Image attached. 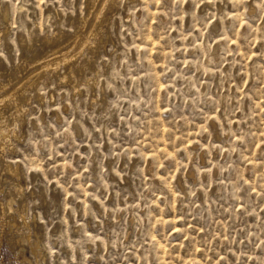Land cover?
I'll return each mask as SVG.
<instances>
[{"label":"rangeland","instance_id":"374dc122","mask_svg":"<svg viewBox=\"0 0 264 264\" xmlns=\"http://www.w3.org/2000/svg\"><path fill=\"white\" fill-rule=\"evenodd\" d=\"M91 2L0 0V264H264V0Z\"/></svg>","mask_w":264,"mask_h":264},{"label":"bare ground","instance_id":"6f19581e","mask_svg":"<svg viewBox=\"0 0 264 264\" xmlns=\"http://www.w3.org/2000/svg\"><path fill=\"white\" fill-rule=\"evenodd\" d=\"M100 1V0H99ZM114 0H103L102 1V3L100 4V2H97L96 0H92V6L94 7V8H92V7H90V8H92V9H95V7H97L98 8V10H97V13L96 14H94L95 15V18H94V22H92L93 23V26H91V27H93V29H95L98 25H101L102 24V22L104 21V19H105V16H104V12H105V9L113 2ZM90 4V3H89ZM250 8H252V6L250 7ZM91 9V10H92ZM89 10V9H88ZM95 11H96V9H95ZM253 10H251L250 12H252ZM6 12V11H5ZM89 12V11H88ZM91 13H93V12H91ZM10 15V14H9ZM88 15H89V13H88ZM87 15V16H88ZM4 18L6 19V20H8V13H5L4 14ZM3 18V19H4ZM93 18V17H92ZM85 22V21H84ZM87 22V21H86ZM84 24V23H83ZM82 24V25H83ZM84 25H86V24H84ZM104 25V24H103ZM90 27V28H91ZM215 27V26H214ZM100 28V27H99ZM102 28H103V26H102ZM101 30V29H100ZM96 31H98L97 29H96ZM1 32V31H0ZM101 32H103V31H101ZM88 35V34H87ZM99 36V34H98V32L96 33L94 30H92L91 29V32H90V34H89V40H90V37H93V38H97ZM102 36V35H101ZM87 37V36H86ZM100 37V36H99ZM79 38H77L76 40H78ZM82 39V42H80V43H78L77 42V46L76 47H78L79 48V52H78V55L82 52V51H86L85 49H86V47H92V46H88L89 45V43L91 42L92 43V41H90L89 42V40H86V41H83V38H81ZM88 39V38H87ZM95 39H93V40H95ZM99 39V38H98ZM73 42V41H72ZM96 42V41H95ZM94 42V43H95ZM99 42V41H98ZM59 43H60V41H59ZM93 43V44H94ZM100 43V42H99ZM69 44H71V42L69 43ZM91 45V44H90ZM97 45V43L94 45V46H96ZM58 47V46H57ZM65 48V47H64ZM67 48H68V46H67ZM72 48V47H71ZM78 48H74V46H73V49L72 50H70V51H64L63 49L62 50H59L58 48H55L54 50H53V48H52V53H51V55L48 53V55H49V57H48V55H47V59H48V61H44L43 62V60H42V64H40L39 66L38 65H35V66H38V67H36L30 74H29V77H28V79H27V82H30L29 83V85L30 84H32L31 83V81L34 79L35 80V78H37V77H39L40 78V76H41V74L45 71V70H47V69H51V67H54V70H58V68L60 69L61 67H62V65H66L67 67V70L66 71H68L69 70V73L66 75V76H64L63 77V79L64 80H66L69 76H71L72 78H74L75 76H76V74H77V72L79 73L80 72V70L81 69H77V70H75L74 71V69L77 67V64H75V61H74V63H73V58L75 57V56H71V54H73V53H75L76 51H77V49ZM51 51V50H50ZM90 51V50H89ZM48 52V51H47ZM75 54H77V53H75ZM74 54V55H75ZM44 56V55H43ZM71 56V57H70ZM42 58V57H41ZM45 58V57H44ZM43 58V59H44ZM50 58V59H49ZM36 59V58H35ZM34 59V60H35ZM37 59H38V57H37ZM40 60V59H39ZM41 62V61H40ZM77 62V61H76ZM38 63V62H37ZM30 64H32V63H30ZM79 64V63H78ZM33 65V64H32ZM31 65V66H32ZM61 66V67H60ZM33 67V66H32ZM79 68H80V66H78ZM200 67V66H199ZM34 68V67H33ZM201 68V67H200ZM32 69V68H31ZM53 69V68H52ZM62 69V68H61ZM85 69V68H84ZM65 70V69H64ZM63 70V71H64ZM48 71V70H47ZM83 71V70H82ZM46 72V71H45ZM57 72V71H56ZM65 72V71H64ZM49 73H50V71H49ZM81 73V72H80ZM79 73V74H80ZM44 74V73H43ZM46 74V73H45ZM33 76V77H32ZM44 76V75H43ZM76 78V77H75ZM38 80V79H37ZM26 82V81H25ZM32 82H34V81H32ZM36 82V81H35ZM23 84V83H22ZM38 84V83H37ZM29 85H28V87H29ZM33 85V84H32ZM35 85V84H34ZM22 86L23 85H20V87L22 88ZM25 86H27V85H25ZM31 86V85H30ZM36 86V85H35ZM34 86V87H35ZM18 87V86H17ZM16 87V88H17ZM37 87V86H36ZM0 88H1V86H0ZM4 88V87H3ZM2 88V89H3ZM27 88V87H26ZM20 88H18V90H19ZM33 89H35V88H33ZM75 89V88H74ZM22 90V89H21ZM25 89L23 88V91H24ZM76 91H77V89H75ZM14 91H15V89H14ZM36 91V90H35ZM34 91V92H35ZM8 92V91H7ZM12 92V91H11ZM20 92H22V91H19V93ZM15 93V92H14ZM4 94V93H3ZM2 94V95H3ZM12 94V93H11ZM17 94V93H16ZM26 94V93H25ZM38 94V93H37ZM36 94V95H37ZM1 95V94H0ZM5 95V94H4ZM7 95V94H6ZM8 95H10V94H8ZM14 95V94H13ZM15 96H17V95H15ZM18 96H21V94L20 95H18ZM38 96V95H37ZM10 97V96H9ZM9 97H6V98H4L3 97V99H1L0 100V107H2L3 108V106H5L6 104H7V98H9ZM12 97V96H11ZM14 97V96H13ZM17 98V97H16ZM19 98V97H18ZM23 98V97H22ZM24 98H25V96H24ZM28 98V97H27ZM9 100H11V99H9ZM12 100H13V98H12ZM30 100V99H29ZM18 101V100H17ZM21 101H22V99H21ZM26 101V100H25ZM10 103H11V101H9ZM27 102V101H26ZM10 103H8V105H6V106H9L10 105ZM14 103V102H13ZM15 103H16V101H15ZM11 105H12V103H11ZM22 105H23V102H22ZM17 106V105H16ZM21 106V105H20ZM18 107V106H17ZM22 107V106H21ZM2 108H0V109H2ZM19 108V107H18ZM17 108V109H18ZM16 109V110H17ZM23 109V108H22ZM15 110V111H16ZM20 113V112H19ZM19 113H18V115H19ZM21 113H23L22 111H21ZM22 118V117H21ZM22 121V120H21ZM13 139H18V135L16 134V131H15V128H14V125H4V126H0V151L3 153L5 150H6V148H7V146L11 143V141L13 140ZM6 162V161H5ZM7 163H8V161H7ZM7 165V164H6ZM14 167V166H13ZM6 168H8V171L11 173V174H15L16 173V170L15 169H13L11 166H8V167H6ZM5 171V170H4ZM9 173V174H10ZM10 174V175H11ZM16 175V174H15ZM17 183V182H16ZM15 183V185H14V187H12V190H14L16 193H17V196L18 197H20L21 196V191H22V188H21V186L17 183L16 184ZM14 192V193H15ZM3 206V204L2 203H0V208ZM3 209V208H2ZM17 217H18V215H17ZM19 219H20V224H18L17 226H16V229H17V231L18 232H21V233H24V237H23V242L24 243H26L27 244V246L29 247V250H30V254L32 255V257L34 258V260L36 261V264H38V259L39 258H41L42 260H44V254H43V248L41 247V245H40V243L39 242H37V241H31L30 240V237H29V235H30V231H31V229H30V226H29V222H28V218L27 217H25L23 214H21V213H19ZM23 263L24 264H30V261H29V259H27L25 256L23 257Z\"/></svg>","mask_w":264,"mask_h":264}]
</instances>
